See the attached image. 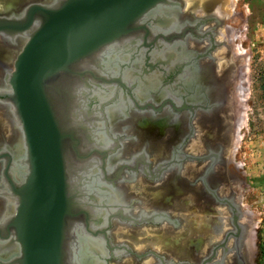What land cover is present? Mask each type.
Masks as SVG:
<instances>
[{
  "label": "flooded vegetation",
  "instance_id": "af4514ba",
  "mask_svg": "<svg viewBox=\"0 0 264 264\" xmlns=\"http://www.w3.org/2000/svg\"><path fill=\"white\" fill-rule=\"evenodd\" d=\"M175 8H177L179 13L187 16L191 22L188 26L184 23V29L182 28L177 31L178 36L179 33L181 34L184 31L183 37L186 38H176L180 41L188 39L187 43L196 41L191 48V57L177 59L174 63H168L155 56V51L161 48V40L158 41L154 38L166 32L152 31V34L148 33L145 28L146 25L151 26V21L149 14H147L139 23L141 32L124 49V51L126 50L124 53L130 55V60L137 58L136 61L129 60L127 62L126 57L120 56L123 61L119 62L117 70L114 72L106 71L103 67L104 65L100 64V61L97 62V67L94 68L83 65L84 62L81 64V67L76 68V70H89L93 74L95 73L99 81L104 82H102L104 85H100L106 90L110 89V85H107L103 78L111 82V86L115 91L114 95H121L123 99L128 100L130 103L127 110L121 112L118 117L130 121L127 124L128 127L125 126L126 128L122 131L113 130V124L108 122L109 128L107 127L106 131L110 137L109 141L111 145L107 147L96 145L95 148L90 150V153L95 151L99 157L97 167L101 172L100 186L107 187L110 182H116L121 188L124 187L123 190L126 194V200L112 206V208L111 206L109 207L105 223H101L102 217L94 218L91 215L90 207L82 204L77 192L78 190L73 188L71 184V169L68 161L66 162L70 189L74 192L75 199L79 203L78 208L80 209L79 215L73 220L72 224H69V237L66 244L67 255L69 253V243L72 240L71 226L82 224L88 233L103 237L107 254L104 260H102V264H121L127 260L133 261L136 264H144L152 258L155 262L153 264H253V253L251 250L245 251L244 243L250 226L245 222L246 211L243 208L244 203L242 201V181L236 170L234 160H231L234 157L233 138L231 140L229 134L224 133L223 135L220 133L221 129L216 128V126V131L213 129L202 133L200 127H198L199 119H196L200 118L201 115L211 119L217 118L220 120L219 123L221 125V119L223 115L225 117V113L230 106L233 111V118H235V111L233 109L236 107V104L229 99V97L231 98V86L228 80L232 76L231 62L225 63L224 68H222L219 64V56L216 55L217 51L221 48H226L229 54H232V51L221 43L222 40H220L219 36L222 21L216 20L213 17L216 15H194L195 17H192L188 16L189 14H185L183 11L184 7L175 6ZM226 29L228 31L227 39L230 40V30ZM120 42L122 41L113 43L110 46ZM121 53H123V50ZM228 58L230 60V55ZM206 59L210 61L204 64L201 63L202 60ZM124 69L133 71L135 77L127 79L122 74ZM152 72L158 73L161 79L151 89L152 91L150 90L145 94L139 93L137 88L143 85L140 76H146ZM6 74L8 73L5 71L4 77ZM63 75L65 78H71L72 75L79 76L72 73H65ZM91 75L90 73L89 76ZM225 75L229 76L225 77ZM233 123H235L234 120ZM153 131L157 132V137L169 139L166 152H154L151 147ZM195 141L196 143L199 142L193 148L190 145ZM120 146L124 149V155L118 154ZM6 153L8 151L0 149V173L1 177L8 183L9 194L12 197L14 189L9 179V176H12V174L11 168H7L9 161L4 157ZM110 154H113L114 158L117 157L112 163L111 169H109L107 164ZM75 155L76 159L80 160L87 154L82 152ZM189 167H191V170H188ZM230 173L233 174L231 175ZM162 182L168 183L173 189L187 188L192 190L193 199L189 200L188 203L191 204L190 208L193 211V219H199L198 221L200 222L203 219L209 220L215 218V220L224 221V228L227 227L222 235L220 234L221 236L213 234L210 237L212 238L210 239L211 242L209 241L211 244L208 242L209 247L207 246V249H203V251L196 254L195 258H176L168 251L155 248L145 243L147 239L146 234L140 237L144 243V247L141 248L137 247L131 240H117V229L119 226L127 225L131 228L139 229L167 224L175 230H179L183 226L185 223L184 210L179 208V206L166 205L162 202L153 203L150 202L151 199H148L150 198L151 192L149 191H151V185H158ZM218 185L219 187H217ZM103 199L107 201L109 197L103 196ZM205 207L207 208L205 209ZM176 208L177 210H175ZM179 209L182 211H179ZM204 212L207 214H204ZM180 213L182 214L181 216ZM225 223L227 224L226 227ZM204 233L203 236L209 235L208 232ZM7 234V227L0 226V240L10 241L11 239L6 238ZM215 236L216 238H213ZM15 243L18 245L17 242ZM250 252L252 256H250ZM19 254L20 248L18 255L13 257L9 263L15 264ZM14 261L15 263H13Z\"/></svg>",
  "mask_w": 264,
  "mask_h": 264
},
{
  "label": "water",
  "instance_id": "95a60500",
  "mask_svg": "<svg viewBox=\"0 0 264 264\" xmlns=\"http://www.w3.org/2000/svg\"><path fill=\"white\" fill-rule=\"evenodd\" d=\"M166 4L183 7L179 0H55L51 3L31 1L20 13H0V35L11 42L19 35H28L14 68L4 77L10 90L0 91V103L13 108L12 116L23 131L26 146L24 177L17 182L9 176L15 209L4 226L7 227L6 238L17 242L20 248L13 263L68 264L69 224L80 209L70 189L66 158L70 148L74 157L82 151L80 135L65 124L66 82L75 78L85 80L91 73L96 86L104 85L95 73L76 68L111 44L136 37L141 32L140 21ZM188 16L195 17L194 14ZM145 29L152 34L150 25ZM177 33H162L154 39L172 42L178 37L184 38V31L179 36ZM221 43L232 51L230 99L236 104L241 62L225 39ZM65 73L79 76L65 78ZM103 80L112 88L111 82ZM99 101L91 96L89 105H97ZM233 110L235 117L237 107ZM4 155L9 161L7 168H11L10 153Z\"/></svg>",
  "mask_w": 264,
  "mask_h": 264
},
{
  "label": "bare ground",
  "instance_id": "6f19581e",
  "mask_svg": "<svg viewBox=\"0 0 264 264\" xmlns=\"http://www.w3.org/2000/svg\"><path fill=\"white\" fill-rule=\"evenodd\" d=\"M31 1H42L46 3H51L54 2L55 0H0V13L7 15L12 13H20L22 12L25 5ZM186 1H188V3L193 8L195 7L199 13L201 12L203 14L214 12L216 16L220 17V15L221 16H229L230 14L232 15L234 11L233 9L234 0L229 3L226 0H186ZM188 6L189 5H187V7ZM149 19L151 21L150 23L153 31H164L166 33L173 31L177 32L184 26L183 25L184 23L190 22L187 16L179 13L177 9L172 5H167V4L161 5L156 9H154L153 11H151L149 13ZM160 21L163 23H161ZM227 28L228 30H230V34H232L234 29L231 26H227ZM227 34H228L227 29L222 28L220 32V36L224 39L225 38L227 39ZM27 38H28L27 34L19 35L15 38V42H11L9 38L0 35V91L1 92H9L10 90L8 83L5 82V80L3 79L4 74L5 71L8 73V71H11L13 69L14 67L13 62H15L16 57L20 52L22 46L25 44ZM134 39H135L134 36L127 37L125 40H123L118 44H114L113 46L106 47L100 53H97L94 56V58L86 60L83 65L94 68L97 67L98 64L97 62L100 61V64L104 65L103 67L106 71L114 72L115 70H117L119 62L123 61L122 57L120 56L126 57V61L129 62L130 55L124 53L126 52V50L124 51V49L125 47L128 46L127 44ZM187 40L188 39H185L184 41L174 40L172 42L161 41V48L156 50L154 55L161 58L162 61H167L168 63H174L175 61H177V59H186L187 57H191L192 56L191 48L196 41L195 42L190 41V43H187L186 42ZM122 50L123 53H121ZM228 54L229 53H227L226 48H221L217 51L216 55L219 56L220 59L219 64L222 68H224L225 63H229V61L232 60L231 57L229 60L228 56L230 54L229 55ZM136 60L137 58L131 59L130 61H136ZM209 61L210 60L206 59V60H202L201 63L204 64V63H208ZM122 74L127 79H133L135 77L134 72L129 71V69L128 70L124 69ZM226 76L229 75H225V77ZM86 78L87 79L85 80L88 81V84L90 86H88V84L85 83V80L83 78L82 79L75 78L69 81L67 80L65 85L64 107H63L65 124L68 128L71 129L73 128L78 132L81 138V151L87 154L84 155L82 159L77 160L75 159L72 153V149L70 148L68 151L67 161L71 169L70 170L71 184L73 188L78 190L77 192L79 193V197L81 199L82 204L86 205L87 207H90L91 215L94 218L102 217L101 223L103 224L106 221V216L109 207L111 206L112 208V206L116 204H120L124 200H126L125 197L126 194L123 190L124 187L121 188L119 184L117 185L116 182H110V184L107 185V187L100 186L101 172L97 167L99 157L97 156L95 151L90 153L91 152L90 150L92 148H95L96 145L97 146L101 145L103 147H107L108 145H111L109 141L110 137L108 135V132L106 131V128L108 127V122L109 123L111 122V124H113L112 129L115 131H122L123 129L126 128L125 126H127L130 120L128 121L127 119L118 117V115L120 116L121 112L123 111L125 112L130 103L128 100L123 99L121 95L118 96L114 95L115 91L113 87L106 90L101 86H96L94 83L95 81L91 76ZM140 79L142 80L143 85L139 86L137 90L139 93L145 94L146 92H149L159 82L161 76L158 73L152 72L146 76H140ZM224 80L226 81V79ZM240 81H241V71L239 73V80L237 82V86L238 85L239 86L237 87L236 90V98L237 97L240 98V95H242V92L244 90L243 87L244 85L240 83ZM91 96L92 97L96 96L97 98H99L100 101L97 105H93V106L91 104L89 105V100ZM104 101H105L104 105H100V102H104ZM12 112H13V108L11 107V105H4L0 103V149H4L8 151V153H10L12 158L11 174L14 179L19 180L22 177H24L27 170L26 146H25L23 131L19 123L13 118ZM232 112L233 111L231 110V107H229L227 112L225 113V117L223 115V118L221 119L222 121L221 125L219 123L220 120H218L217 118L211 119L207 116L201 115L200 118H196L199 119L198 127H200L201 132L204 133L215 129L216 126V128L221 129L220 133H222L223 135L224 133L229 134L232 140L234 134V123H233L234 118ZM216 130L217 129H215V131ZM156 135H158L157 132H155V134L152 133L151 147L156 153L166 152L168 149L169 139L168 138L161 139ZM198 142L196 143L195 141L190 146L194 148L196 147V145H198ZM118 154L124 155V149L122 147L119 148ZM116 158L117 157L114 158L113 154H110V157L108 158V162H107L109 169L112 168V163L115 161ZM232 158L233 159L231 160L233 161L234 157ZM193 166L191 165V167ZM191 167H189L188 170H191ZM0 170H1V164H0ZM146 184L148 183L146 182ZM217 187H219V185ZM150 190H151L149 191L151 192L149 196L150 198H148L151 199L150 202L153 203L162 202L165 203L166 205L172 204L175 205L176 207L179 206V208L184 210L183 216H185V218L184 217L183 218L185 219V223L179 230H175L171 226H168L167 224L162 226H148L139 229L131 228L130 226L127 225L119 226V228L117 229V240L128 239L134 242L137 247L141 248L144 247V243L141 241L140 237L143 234H146L147 239L145 243L150 244L155 248L161 249L163 251H168L176 258H181V257L195 258V255L198 254L200 251H203V249L204 250L207 249L208 242L210 241V239H212L210 237L213 234H216L217 236L220 234L222 235L224 230H226L227 224L225 223L226 228H224V221L222 220H215L214 218L209 220L203 219L199 222L198 221L199 219L198 220L193 219L192 216L193 211L190 208L191 204L188 203L189 200L193 199L192 190L187 188L173 189L166 182H162L161 184L158 185H151ZM0 195L4 196V197L0 196V226L3 227L5 225L6 219L13 213L15 209V203L13 198L9 194V185L6 182V180L1 177V173H0ZM103 196H108L109 199L106 201V199H103ZM145 196L147 195L145 194ZM146 202L148 203V201ZM206 208L207 207H205V209ZM175 210H177V208ZM182 210L179 209V211ZM205 213L206 212H204V214ZM181 215L182 214L180 213V216ZM249 216L251 215L246 211L245 222H247V224H249L250 226ZM71 229H72V240L69 243V253L67 256L68 264H102V260H104V257L107 254L105 245L103 243V237L99 235L95 236L88 233L82 224L72 225ZM204 232L205 233L208 232L209 235L207 236L204 235L205 236L204 237L203 236ZM246 235L247 237L245 243L243 242L245 244V251L248 252L249 250H251V252L254 253L256 250L255 230L253 228H250L248 234ZM213 238H216V236ZM18 253H19V246L14 241L0 240V264H10L9 263L10 260L13 257L17 256ZM252 253L251 255L250 254L249 255L252 256ZM153 263L155 262L153 261L152 258L149 259L148 262L144 264H153ZM121 264H136V263L127 260Z\"/></svg>",
  "mask_w": 264,
  "mask_h": 264
},
{
  "label": "rangeland",
  "instance_id": "374dc122",
  "mask_svg": "<svg viewBox=\"0 0 264 264\" xmlns=\"http://www.w3.org/2000/svg\"><path fill=\"white\" fill-rule=\"evenodd\" d=\"M180 1L185 14L215 15L199 13L188 1ZM233 9L232 15L218 17L222 28L234 29L225 41L241 62L240 83L244 85L236 98L232 147L242 181L243 208L251 215L250 228L256 233L253 264H264V0H234Z\"/></svg>",
  "mask_w": 264,
  "mask_h": 264
}]
</instances>
